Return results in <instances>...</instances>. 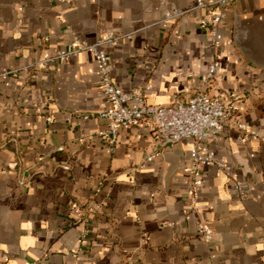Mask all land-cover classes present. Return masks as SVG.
I'll list each match as a JSON object with an SVG mask.
<instances>
[{
    "label": "crops",
    "instance_id": "0c3cea01",
    "mask_svg": "<svg viewBox=\"0 0 264 264\" xmlns=\"http://www.w3.org/2000/svg\"><path fill=\"white\" fill-rule=\"evenodd\" d=\"M197 2L0 0V264H264V0H232L217 49ZM175 8L193 9L164 20ZM109 32L133 33L106 47L114 81L150 86L154 105L190 101L220 61L207 90L241 95L209 141L229 175L206 168L193 190L190 139L148 162L149 123L121 130L114 149L99 136L109 101L93 52L55 55Z\"/></svg>",
    "mask_w": 264,
    "mask_h": 264
},
{
    "label": "built area",
    "instance_id": "2783aa9c",
    "mask_svg": "<svg viewBox=\"0 0 264 264\" xmlns=\"http://www.w3.org/2000/svg\"><path fill=\"white\" fill-rule=\"evenodd\" d=\"M231 2L232 0H198L194 7L207 8L210 13L202 25L209 31L210 46L213 49H217L224 40L225 34L222 28L228 24V5ZM192 9H172L166 13L164 20L178 19ZM132 35V32H109L94 43L76 38L55 55L56 59L63 60L85 50L93 52L100 84L109 101V106L100 112V117L106 120L107 126L98 132L99 136L108 138L114 149L121 130L127 131L139 123H149L153 127L154 140L158 148L146 158L148 162L160 156L159 148L183 139H190L193 146L189 152L191 165L188 172L191 175L193 190L201 184L206 168L215 167L216 170L229 175L226 162L210 147L209 141L223 133L231 114L241 100V95L237 92L214 95L207 90L212 82L221 79L220 61L215 56L212 58L202 78L206 88L196 92L190 101L172 105H154L147 100L150 86L136 87L125 92L111 74L106 47L129 40ZM239 128L245 136L254 133L245 123H240ZM236 187L241 189L239 183ZM79 211L75 208L76 213ZM197 231L206 240L211 238V228L208 224H199Z\"/></svg>",
    "mask_w": 264,
    "mask_h": 264
},
{
    "label": "water",
    "instance_id": "95a60500",
    "mask_svg": "<svg viewBox=\"0 0 264 264\" xmlns=\"http://www.w3.org/2000/svg\"><path fill=\"white\" fill-rule=\"evenodd\" d=\"M236 27H235V33H234V35H235V37H236V35H239L240 34V32H241V28H240V23H239V21H238V18H237V20H236Z\"/></svg>",
    "mask_w": 264,
    "mask_h": 264
}]
</instances>
